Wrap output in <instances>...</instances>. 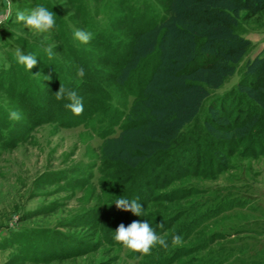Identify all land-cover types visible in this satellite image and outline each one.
<instances>
[{"label": "rangeland", "instance_id": "374dc122", "mask_svg": "<svg viewBox=\"0 0 264 264\" xmlns=\"http://www.w3.org/2000/svg\"><path fill=\"white\" fill-rule=\"evenodd\" d=\"M108 1L112 2L12 0L11 16L4 24H0V264H264V156L247 159L235 153L230 158L231 167L215 178L186 175L170 180L165 187L158 184L157 188H151L155 197L145 200V209L160 212L162 217L183 211L173 226L170 225V229L158 233L167 241V248L157 244L149 255L133 253L105 239L106 233L100 232L103 220L94 223L95 210H104L106 207L110 209V204L115 205L121 193L126 191L125 196L134 188L132 199L144 201L146 196L137 195V178L125 186L117 182L116 172L108 175L112 170L107 169L105 177L102 176L101 158L109 153L110 148L119 154L115 144L110 148L103 147L106 142L99 136V131L104 128L106 114L102 109L87 124L60 126L38 106L39 97L44 94L51 97L52 94L45 87H41L39 97L36 93L42 81L52 77L46 73L44 61L47 55L42 45L51 46L54 52L52 59L59 60V63L72 70L74 63H71L73 60L67 49L68 42L79 50H97L92 45L79 44L73 40L74 30H90L93 25L108 29L107 20L97 14L99 8L108 7ZM123 1L124 7L130 6L131 2L143 7L142 4L147 2L154 11L163 10L167 15L172 14L167 3L159 0ZM84 3L87 12L79 7ZM37 5L45 6L56 15V26L41 35H33L22 23L16 21L17 12L27 14ZM108 11L105 10L106 18L110 15ZM233 16L237 20L235 33L250 43L232 55L236 61H231L229 57L223 58L232 63L234 69L222 73L225 77L223 81L221 79L222 84L215 90L212 88L217 94L235 88L246 70V63L264 54V4L254 7L251 3L245 8H238ZM95 19L99 23L94 22ZM113 31L117 33V38H132L124 29ZM187 39V36L177 39L170 37L168 43L173 45L171 52L177 48L187 51L182 48ZM17 49L37 57V65L31 72L17 64ZM84 57L89 60L87 56ZM203 58L207 59L209 55ZM15 76L20 77L29 90L24 91L19 86L16 92H10ZM102 82L113 83L103 79ZM110 84L108 87L112 88ZM114 99L118 110L125 114L130 112L132 97H127L126 103L118 97ZM11 111L21 113L22 118L19 121L10 120ZM214 117L220 126L231 125L233 121L231 116L220 113H215ZM118 128H115L114 134L117 137L120 135ZM132 131L124 142L130 139L131 148H134L137 139L145 137L147 132L144 129L143 133L138 130L134 136ZM209 132L224 135V132H217L212 127H209ZM186 159L193 158L188 154ZM162 167L163 164L158 169ZM102 178L105 184H101ZM189 185L196 186L201 194H190L172 201L163 200L159 196ZM227 197L232 202L241 203L240 208H234L216 218L209 219L207 216L197 232L182 239L179 245L172 244L173 235L178 234L184 238L194 207L199 203H210L213 207ZM113 212L130 215L129 224L136 221L129 211L115 208ZM211 231L225 232L227 237L208 242V233ZM29 255L39 258L30 259ZM158 258L163 260L158 261Z\"/></svg>", "mask_w": 264, "mask_h": 264}, {"label": "trees", "instance_id": "16d2710c", "mask_svg": "<svg viewBox=\"0 0 264 264\" xmlns=\"http://www.w3.org/2000/svg\"><path fill=\"white\" fill-rule=\"evenodd\" d=\"M159 1L167 3L172 14L167 15L163 10L154 11L146 1L143 7L135 2L124 7L123 0L108 1V7L99 8L97 13L107 20L108 29L93 25L90 30H86L93 36L87 44L97 50H79L68 42L67 49L73 60L71 63H74L72 70L57 59L47 61L46 56L44 66H47L46 73L52 77L44 79L36 93L39 97L41 87H45L52 94L51 97L45 94L39 97L38 106L60 126L87 124L99 109L105 112V125L99 131V136L107 144L103 147L110 148L115 144L119 154L110 148L109 153L101 158V174L105 177L104 172L112 170L108 175L116 172L117 182L125 186L137 178L135 191L137 195H145L146 199L138 201L144 209L143 214L134 215L133 218L140 222L150 221L157 235L162 230L170 229V225L173 226L183 211L162 217L160 212L145 209V200L155 197L151 188H157L158 184L165 187L170 180L186 175L215 178L231 167L230 158L235 153L247 159L264 156V54L246 63V70L235 88L221 94L213 92L225 78L222 73L234 69L233 64L223 58L229 57L231 61H236L232 55L250 43L234 31L237 21L233 16L235 10L251 3L254 7L260 6L264 0ZM79 7L83 12L88 10L85 3ZM105 10H109L107 18L104 17ZM94 22H98V19ZM115 29H124L132 38H117V33L113 31ZM183 36L189 38L182 46L187 51L177 48L171 52L173 45L168 43L169 38ZM208 55L209 58H203ZM80 67L85 69L82 79L77 75ZM102 79L113 83L103 84ZM109 84L112 88L108 87ZM60 85L75 91L82 99L83 111L80 115H74L65 108L68 102L66 99H56L55 93ZM19 86L24 91L29 90L28 85L15 76L10 92H16ZM182 89L185 90L180 92ZM90 93L93 95L90 96ZM114 96L124 103L127 97H132L130 112L125 114L118 110ZM215 113L231 116V125L220 126L214 117ZM117 126L120 132L118 137L114 135ZM209 127L224 132V135L211 134ZM143 129L147 134L137 139L136 147L131 148L130 139L124 142L132 130L135 136L138 130L143 133ZM108 139L113 141L107 142ZM188 154L193 159H186ZM162 164V169H158ZM101 184H105L103 178ZM125 192L117 199L132 200L134 193L129 192L123 196ZM190 194H201V190L189 185L159 196L163 200L172 201ZM240 204L232 202L228 197L213 207L210 203H199L194 207L182 239L195 232L207 216L209 219L216 218L222 213L240 208ZM115 208L114 204H110V209H96L94 223L103 220L100 232L106 233L105 239L109 243L120 245L112 238L113 228L116 230L120 224L128 227L130 215L118 214L119 211L115 213ZM225 237V232L211 231L207 240L211 242ZM29 256L30 259L39 258Z\"/></svg>", "mask_w": 264, "mask_h": 264}, {"label": "clouds", "instance_id": "9594fccd", "mask_svg": "<svg viewBox=\"0 0 264 264\" xmlns=\"http://www.w3.org/2000/svg\"><path fill=\"white\" fill-rule=\"evenodd\" d=\"M11 13L12 0H2V3H0V24H4L11 16ZM55 16V13L49 11L45 6L37 5L27 14L23 11L17 12L16 21L22 23L23 27L27 28L33 35H41L50 32L56 26ZM92 38V33L82 29H76L73 32V40L78 41L79 44H87ZM42 49L48 59L53 58L54 52L51 46L43 47L42 45ZM15 58L18 65L23 66L25 70L30 72L38 62L35 55L25 54L21 49L15 51ZM77 75L82 79L85 76V69L83 67L78 68ZM55 96L57 100L66 99L68 102L64 106L74 115H80L82 113L83 101L75 91L66 89L63 85H60ZM21 118V113L17 111H11L9 113L10 120L19 121ZM114 203L118 209L129 211L136 216H141L144 212L142 204L137 199L128 200L126 198H119ZM113 240L131 252L142 255L151 254V249L157 244L164 248L168 247L167 241L156 234L148 221H133L128 227L120 224L114 231ZM181 243L182 237L180 235L172 236L173 245H179Z\"/></svg>", "mask_w": 264, "mask_h": 264}]
</instances>
